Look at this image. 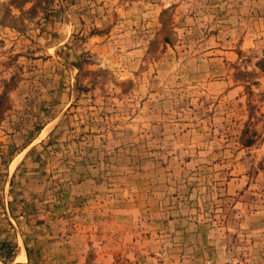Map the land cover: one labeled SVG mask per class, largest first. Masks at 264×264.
<instances>
[{"label":"rangeland","instance_id":"obj_1","mask_svg":"<svg viewBox=\"0 0 264 264\" xmlns=\"http://www.w3.org/2000/svg\"><path fill=\"white\" fill-rule=\"evenodd\" d=\"M0 261L264 264V0H0Z\"/></svg>","mask_w":264,"mask_h":264},{"label":"bare ground","instance_id":"obj_2","mask_svg":"<svg viewBox=\"0 0 264 264\" xmlns=\"http://www.w3.org/2000/svg\"><path fill=\"white\" fill-rule=\"evenodd\" d=\"M20 259H24L25 258V255L22 253L21 254V257H19ZM0 264H4V263H2L1 261H0Z\"/></svg>","mask_w":264,"mask_h":264}]
</instances>
